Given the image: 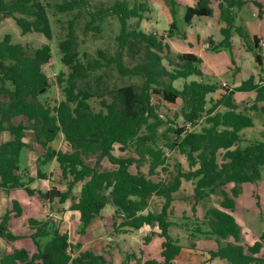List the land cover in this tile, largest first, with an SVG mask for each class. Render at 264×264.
<instances>
[{
  "label": "trees",
  "instance_id": "trees-1",
  "mask_svg": "<svg viewBox=\"0 0 264 264\" xmlns=\"http://www.w3.org/2000/svg\"><path fill=\"white\" fill-rule=\"evenodd\" d=\"M148 1L115 0L107 7L103 4L92 7L89 0H63L55 4L57 13L75 12V17L68 21L66 36L59 42L60 62L67 68L66 75L60 73L57 77L64 99L52 107L40 99L43 90L50 86L43 68L51 59L50 46L44 44L29 53L28 47L12 44L10 37L4 36L0 42V97L6 100L0 101V133L7 132L9 137L0 142V190L7 194L21 190L28 197L47 203L72 201L69 209L78 213L76 232L81 236L102 210L111 205L116 212L113 222L116 234L126 229L156 226L157 235L163 240L161 261H141L134 254H126L120 264H130L132 260L135 264H173L183 246L169 232L175 225L170 220L171 205L187 182L191 185L189 199L193 212L211 197L219 198L218 207L207 208L203 218L190 229L193 238H215L217 247L207 252V261L217 258L224 264H264L261 254L264 235L253 244H246L242 229L232 215L241 186L259 181L264 166V131L260 140H246L240 134L254 125L249 112L259 111L264 115V105L260 109L255 106L240 109L233 95L255 91L257 101L264 102V86L254 84V79L249 78L234 89L221 87L222 91L216 95L219 86L202 80L200 58L192 53L169 58L167 39L175 34L185 37L176 26L174 0H170L172 22L165 35L129 27L130 19H145L150 11ZM218 1L222 40L217 44L209 40L208 49L231 54V39L237 35L261 67L260 40L235 24V10L253 3L261 16V4L249 0ZM48 5L49 0H0V17L12 18L23 35L40 33L50 40ZM213 12L210 0H196L194 6L186 7L184 21L189 24L192 18L210 17ZM82 13L88 17L84 31L95 34L101 33L107 17L118 19L120 31L115 37L117 48L113 54L98 49L95 58L81 59L75 27ZM139 45L143 46L142 50ZM126 53L130 58L141 53L142 62L128 67ZM164 59L172 69L164 65ZM105 70L115 72L118 77H138L141 82L93 91L88 86L90 75ZM180 80V85H174ZM157 96L166 103L181 102L182 123L167 128L173 138H167L164 144L159 128L168 124V120L164 121L157 113ZM92 99L98 100V111L93 110ZM28 130L33 132L40 154L35 177L24 178L19 164L22 149L30 148L24 141ZM60 134L69 148L67 151L52 145ZM115 146L120 152L129 151L130 156L115 155ZM177 156L184 157L186 167ZM89 157H94L93 165L86 161ZM103 160L114 168L100 169ZM52 162L57 165L58 181L52 180L54 184L47 191L31 188L34 181L53 175L41 170V166ZM143 164L147 165L146 173L141 171ZM78 184L81 186L75 195ZM152 196L164 202L159 211L145 213ZM10 203V208L0 216V239L11 245L28 238L34 249L12 247L2 253L0 264H113L102 254L82 250L80 243L73 245L67 232L49 217L38 220L27 216L29 234H15L10 229L11 220L21 217L23 209L15 199ZM153 235L146 236L144 243L150 242Z\"/></svg>",
  "mask_w": 264,
  "mask_h": 264
},
{
  "label": "rangeland",
  "instance_id": "rangeland-1",
  "mask_svg": "<svg viewBox=\"0 0 264 264\" xmlns=\"http://www.w3.org/2000/svg\"><path fill=\"white\" fill-rule=\"evenodd\" d=\"M62 1L63 0H49L47 15L49 18L50 29L52 33V37L50 40H48L43 34L40 33H28L23 35L12 18L0 17V42L3 40L4 36L8 35L12 44H21L22 46L28 47L29 53H33L36 49L40 48L44 44H48L50 46L51 59L43 67L45 74L49 78L50 86L47 90H43V95L40 97V99L51 107L55 106L57 103L64 99L62 87L58 84L57 77L60 73L66 75L67 68L60 62L61 54L59 51V42L63 40L66 36V27L68 21L75 17V12L60 14L54 10L55 4L60 3ZM114 1L115 0H89L92 7L99 4H103L106 7L111 6ZM194 1L195 0H175V22L179 32L181 33L185 34L187 31L191 33L189 25L186 24L184 21V14L186 7L192 5ZM148 5L150 11L145 14V19H130L128 21L129 27L133 28L137 26L141 30H143V32L148 34H164L167 30L163 29L167 26L166 18L167 20H169L170 23L172 22V16L170 13V0H149ZM87 19L88 17L86 16V14L82 13L80 17H78V19L76 20L75 28L78 40V51L80 53L81 59L83 61H88L95 58L98 49L103 50L106 53L113 54L117 48L115 37H117L120 31V23L118 19L114 16L107 17L101 25L102 30L100 34L84 31V24ZM178 37L179 35L175 34L174 37L170 39V41H176ZM181 38L183 37L181 36ZM168 41L169 40L167 39V42ZM139 48L142 50L143 46L139 45ZM208 52H210V54L213 53L211 51ZM177 54L178 53H175L174 51H170L169 58L174 59ZM125 55V61L128 67H133L134 65L142 62L141 53L137 54L136 56H133L132 58H130L127 53ZM163 63L168 68L170 67L169 70L172 69V66L168 64L167 59H164ZM99 75L101 77L97 80V76ZM163 80L167 82V78ZM217 80L219 79L215 78L214 80H210V82L215 83ZM204 81L207 80L205 79ZM140 82L141 80L138 77H118L115 72L111 70H105L90 75L88 79V86L93 91L101 92L109 89H115L124 85L139 84ZM181 82V80L176 81L174 82V85H180ZM82 85H84V83H80V86ZM3 100L6 99L0 97V101ZM155 100L159 104L157 113L164 121L167 122L168 120V124L166 123L165 125L159 128L160 134L163 135V140L161 141V144H164L167 138H169V140H172L173 138V136L167 132V128H175L176 126H179L182 123V118L180 116L181 102L178 101V103L176 104L166 103L161 100L158 96ZM90 104L92 105L94 111H98L100 109L99 102L97 99H92L90 101ZM252 118L254 121V126L244 129L243 133L240 132L241 137H245L248 140H260V132L263 127L261 122H264V115H260L259 117L252 116ZM260 118L263 119L261 120ZM7 137H9L7 132L0 133V142L4 141ZM24 141L30 145V148L22 149L19 168L20 173H25L23 177L26 178V175H36V172L34 171V166L37 167L36 159L40 154V147L35 142L34 134L30 130L25 131ZM52 145L57 150L67 151L69 149L61 134L56 138ZM114 154L117 156L128 157L131 153L129 151L120 152L119 147L115 146ZM177 157L184 165V167H186L187 164L185 162L184 157ZM86 161L90 165H93L95 159L94 157H89L86 158ZM53 163L54 164H52L51 166H41V170L42 172H48L50 168V172L52 174L53 172H55L56 174V176H54V180L58 181L57 165L55 162ZM99 168L113 169L114 166H112L107 160H103ZM141 169L143 172H147V165L143 164L141 166ZM132 171H135V169H132ZM155 179H158V177H155ZM80 186L81 184H78L74 188L73 193L75 195L78 194ZM230 187L231 186H229L228 188ZM241 189V195L237 199V211L235 212V217L238 223L246 226L247 229H250V227L252 230L260 228L261 231H264V166L260 169V180L253 184H244L241 186ZM9 195L11 196L10 198H8ZM9 195L4 191L0 190V216H2L6 212L8 207L10 208V200L12 199L17 200L18 202L21 201L20 205L25 210V212L29 210L38 218H42L44 217V215L47 216L50 214V212L60 213L61 211H64V207H61L58 204H52L50 207H45V210H41V201L37 197H34L30 201H28L27 196L20 191L12 192ZM190 195L191 185L190 183L184 182L182 186V191H180V193L176 195V200L171 205V209L174 213V215L171 216V220L175 222V226H172L170 228V235L177 237L179 239V244L181 246H184L180 253V256L176 258L178 261L185 263L190 260L192 264H207L206 260L208 256L206 253L201 254L197 252L196 255L192 252L191 249L188 248L192 245L196 238H198L191 237L190 229L194 227V223H197V220L199 221L203 218L204 211L207 208L212 206L218 207L219 198L216 196L211 197L207 202L198 205L196 207V211L193 212L191 200L189 199ZM69 202V204L71 205L72 201ZM163 202L164 201L162 198L152 196L149 199V205L145 211L157 212L160 210ZM68 210L66 212H68ZM103 214L104 215L100 219H98L99 224L96 225V227H98L99 229L96 230V228L93 227L95 231L88 235L85 241H82L85 242L84 244L81 243L83 246L82 249L85 250L87 248L97 254H103L105 252L104 254L106 255L107 259L115 264L119 261L121 262V259L123 258L122 253L125 251H136L137 256H140V259L143 260L145 257L144 255L141 256L139 254V248H144V245L146 246V244L143 243V238L141 239V235L138 236V234L135 232H132V234L130 231H126V233H123L121 236H118L119 234L115 233L114 225H112V219L110 218V214H112L110 207H108ZM250 214L255 215V217L257 216V218L259 219L257 226L255 227H252V222L254 221L248 222L245 217L246 215ZM77 215L78 213H74L73 211H71L70 213H66V215L63 213V215H61L62 219L58 221V223L62 226V231L67 232L70 241L73 245L78 242L80 238L75 232L76 224L78 223V218L76 217ZM18 220H12V232L21 233L25 230V227H28V225L25 224L24 221ZM102 229H104L103 231H105L106 233L103 234ZM147 233H149V231H147ZM189 237L191 238L189 239ZM201 238H203V236H201ZM29 241L31 242V240ZM161 242L162 239L152 237L150 239V243L147 246L149 250H153L154 253L155 251L159 252ZM31 244L33 250V243L31 242ZM112 244H115V246L112 247ZM27 245L28 241L27 239H24L16 243L15 247H26ZM9 249L10 245H7L2 239H0V256L3 252ZM112 249L114 250V253H112ZM217 262V259H212L208 263L217 264ZM132 264H134V262Z\"/></svg>",
  "mask_w": 264,
  "mask_h": 264
},
{
  "label": "crops",
  "instance_id": "crops-1",
  "mask_svg": "<svg viewBox=\"0 0 264 264\" xmlns=\"http://www.w3.org/2000/svg\"><path fill=\"white\" fill-rule=\"evenodd\" d=\"M210 1H211V7L214 10L213 15L210 17H194V18H192L191 22L188 24L190 27L191 33H189L187 31L185 33L184 38H181V36L179 35V37L176 41H170V39H168L169 40L168 44H169L171 52L174 51L175 53H178V54L192 53L195 56H197L198 58H200L202 61L201 65H200L201 71L203 73L202 80L204 81L206 79L207 81H204L205 83L213 84L210 82V80H214L215 78L219 79L215 82V84H217L219 86V89L215 93L216 95L222 91L221 87H222L223 83L226 84V87H222V88H228L230 90V89H234V88L238 87L241 83L247 81L249 78L254 79V84H257L258 86H264V52H263V47H264V0H249V1H256V2L261 4L262 10H263V13L261 16H259V10L253 3H247L246 5L241 7L240 9L235 10V24L243 26L245 28V30L247 31V33L251 37L255 36L260 40L259 48H260V56H261V61H262L261 67L258 66L257 62L255 61V59L252 55V53L247 50V47H246L244 41L240 37H238L237 35H233L232 39H231L232 40L231 54L229 52H226L225 50L217 52V53L213 52L211 54H210V52H208V51H210L208 49L209 40H211L214 44H217L218 42H220L222 40V36L220 34V29L223 26V23L219 20V10L217 8L219 1L218 0H210ZM195 3H196V0L190 6H194ZM166 22H167V26L165 28H163L164 30L165 29L168 30L169 25H170V22H169V20H167V18H166ZM164 30H162V31H164ZM183 45H184V47H183ZM189 79L192 80L194 78L190 77ZM215 94H214V96H215ZM233 97H234L235 103L237 104V106H239L240 109H249L251 106H255L256 108L260 109L264 105V102L257 101V98H256L257 94L255 91L235 92ZM249 114L251 116H256V117L263 115L259 111L249 112ZM260 119L262 120L263 118H260ZM261 123L263 126L261 129V132H263L264 131V122H261ZM243 131H244V129L241 131V133H243ZM261 132H260V135H261ZM3 133H6V132H3ZM7 138L5 140H7ZM243 139H246V138L244 137ZM246 140H248V139H246ZM34 159H36V158H34ZM52 164H54V163L52 162L50 164V166ZM34 171L36 172V166H34ZM141 171H142V169H141ZM48 173H50V168L48 170ZM144 173H146V172H144ZM31 174H34V173H31ZM29 176L35 177V175H29ZM51 176H49L48 179H42V180L34 181V183L31 185V188H34L36 190H41V191H47L54 184V182L52 180H54V176H56L55 172H53V175H51ZM58 187L61 190L65 189V187L63 185H58ZM18 191L23 192L21 190L12 191V192H18ZM23 193L25 194V192H23ZM10 197L11 196L9 195L8 198H10ZM27 198H28V201H30L34 197H28L27 196ZM237 199H236V209L238 207ZM20 202L21 201H19V203ZM67 203L69 204L70 202L66 201L65 203L60 204V203H58L57 200H54L52 203H47V202L41 201V205H40L41 210H43V209L45 210V207H50L52 204L53 205L58 204L59 206L64 207L65 212L64 211L63 212L61 211L60 213L50 212L49 215H47V216L44 215V217L38 218L31 211L26 209L27 211L25 212V210L22 208L23 209V215L19 218H16V219L13 218L12 220H18L19 219L18 221H24L25 224H27V216H32L38 220H45L47 217H49V218H52L53 220H55L56 222H58L62 219L61 215H63V213L66 215V213L71 212V210L69 209L70 204L68 206ZM108 207H110V210L112 212V214H110V218L112 219V225H113L116 212H115V208L111 205H107L102 210L101 215L98 219H100L104 215L103 213L105 212V210ZM236 209L232 213V215L234 216L235 219H236L235 212L237 211ZM67 210H68V212H66ZM73 212L77 213L75 211H73ZM144 212L146 213L148 211H144ZM54 214H56V215H54ZM173 215H174V213L171 214V216H173ZM171 216H170V220H171ZM76 217L78 218V215ZM245 217H246L248 222L254 221V222H252V227L257 226V223L259 221L257 216L255 217V215L250 214V215H246ZM64 218H65V216H64ZM98 219H96L92 223V225L88 228L87 233L83 236L77 234V232H76L77 226L79 223V219H78V223L76 224L75 232L80 238H79L78 242H76L75 244H77V243H80V244L83 243L84 244L85 242H82V241H85V239H87V236L95 231L93 227H95L96 230L99 229L98 227H96V225L99 224ZM12 220H11V222H12ZM236 221H237V219H236ZM253 223H255V224H253ZM239 225L242 229V233L245 236V243L246 244L251 245L256 240H258L261 235H264V231H261L260 228L252 230L251 227H250V229L249 228L247 229L246 226H244L242 224H239ZM59 227L61 229L62 226L59 224ZM10 229H11V227H10ZM104 229H102L103 234L106 233L105 231H103ZM148 229H151V230H148ZM126 230L130 231L131 233L135 232L138 234V236L141 235V239L143 238L142 239L143 243H144V238L146 236H150L151 233H154V235L152 237L159 238L157 235L159 233V230L156 226L155 227L144 226L138 230H136V229H126ZM11 231H12V229H11ZM147 231H149V233H147ZM169 232H170V230H169ZM123 233H126V231L119 233L118 236H121ZM131 233H129V234H131ZM15 234H21V235L27 234L28 235L29 229H28V227H25V230L23 232L15 233ZM172 237L179 241V239L177 237H175V236H172ZM197 237L198 238H196V240L192 243V245L188 247L189 249L192 250L193 253L196 254L197 252H199L201 254H203V253L207 254V252L216 249L217 243H216L214 237H205V236H203V238H201V236H197ZM190 238L191 237H189V239ZM26 239L28 241V245L26 247H17V246L15 247L16 243H18L21 240H24V239H21L19 241L14 242L13 244H11L10 249L6 250V251H10L12 249V245L15 248H27L29 250H32L31 242L28 240V238H25V240ZM69 240H70V238H69ZM149 243L150 242L144 243V244H146V246L144 245V248H139V254L141 256L144 255V257H145L143 260L140 259V256H137L136 251H133V252L125 251L122 253L123 258L121 259V262L123 261L124 256L126 254H134V256L141 261H145L146 259H156L158 261H161V257H160L161 245H160L159 252L155 251V253H154L153 250H149V248L147 246ZM114 246H115V244H112V247H114ZM82 247L83 246L81 244V249H82ZM82 250H84V249H82ZM111 251H112V253H114L113 249ZM104 253L102 255H104L105 258L107 259L106 255ZM261 254H264V240H263V247H262ZM200 256H204V255H200ZM176 260L177 259H175L173 261V264H192V262L190 260H188V262H185V263L180 262L178 260L176 261ZM207 260H206V263L209 264ZM217 260H218L217 264H224L223 261H221L220 259H217ZM121 262L119 261L116 264H120ZM133 262L135 264V261H133V260L130 262V264H132ZM113 264H115V263H113Z\"/></svg>",
  "mask_w": 264,
  "mask_h": 264
},
{
  "label": "built area",
  "instance_id": "built-area-1",
  "mask_svg": "<svg viewBox=\"0 0 264 264\" xmlns=\"http://www.w3.org/2000/svg\"><path fill=\"white\" fill-rule=\"evenodd\" d=\"M222 87H226V84L223 83V84H222Z\"/></svg>",
  "mask_w": 264,
  "mask_h": 264
}]
</instances>
